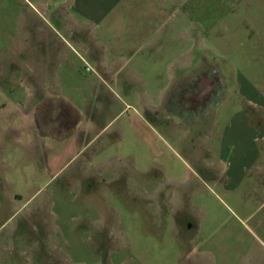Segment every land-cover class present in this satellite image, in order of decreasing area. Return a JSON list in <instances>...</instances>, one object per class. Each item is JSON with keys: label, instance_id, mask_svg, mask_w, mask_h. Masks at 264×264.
I'll use <instances>...</instances> for the list:
<instances>
[{"label": "rangeland", "instance_id": "rangeland-1", "mask_svg": "<svg viewBox=\"0 0 264 264\" xmlns=\"http://www.w3.org/2000/svg\"><path fill=\"white\" fill-rule=\"evenodd\" d=\"M181 2L202 38L183 71L215 75L216 96L192 108L171 79L169 107L116 102L92 144L104 145L103 172L82 179L72 167L69 185L50 175L37 193L53 199L47 221H0V239L19 226L11 263L264 264V0ZM25 7L0 0V55L38 36ZM159 67L166 85L167 61Z\"/></svg>", "mask_w": 264, "mask_h": 264}, {"label": "crops", "instance_id": "crops-1", "mask_svg": "<svg viewBox=\"0 0 264 264\" xmlns=\"http://www.w3.org/2000/svg\"><path fill=\"white\" fill-rule=\"evenodd\" d=\"M181 4L26 0L24 10L40 20V32L35 39L14 41L9 54L0 55V221H47L44 210L53 199L37 193L50 175L65 174L69 185L72 167L82 179L103 172L97 167L104 145L92 144L116 102L131 106L130 98L148 110L169 107V80L182 94L202 72L200 66L189 76L183 71L192 61L187 47L201 45L202 38L196 26L187 25ZM165 61L166 85L165 68L159 67ZM136 76L142 81L137 92ZM69 107L79 115L71 131ZM18 231L15 225L0 239V264H13L21 254Z\"/></svg>", "mask_w": 264, "mask_h": 264}, {"label": "flooded vegetation", "instance_id": "flooded-vegetation-1", "mask_svg": "<svg viewBox=\"0 0 264 264\" xmlns=\"http://www.w3.org/2000/svg\"><path fill=\"white\" fill-rule=\"evenodd\" d=\"M188 86L191 89L189 90L187 87L182 94L190 107H197L198 109L209 104L219 91V82L211 73H199L194 83Z\"/></svg>", "mask_w": 264, "mask_h": 264}, {"label": "trees", "instance_id": "trees-1", "mask_svg": "<svg viewBox=\"0 0 264 264\" xmlns=\"http://www.w3.org/2000/svg\"><path fill=\"white\" fill-rule=\"evenodd\" d=\"M70 113H73L74 120L73 123L70 125V131L72 130L73 126H75L79 120V115L76 111L72 109V107H69Z\"/></svg>", "mask_w": 264, "mask_h": 264}]
</instances>
